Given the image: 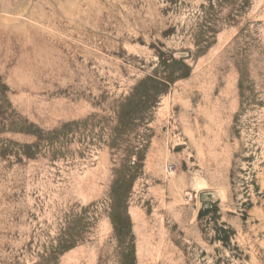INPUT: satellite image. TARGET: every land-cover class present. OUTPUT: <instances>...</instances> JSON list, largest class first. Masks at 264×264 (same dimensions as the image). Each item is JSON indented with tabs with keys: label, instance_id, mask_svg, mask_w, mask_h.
<instances>
[{
	"label": "rangeland",
	"instance_id": "1",
	"mask_svg": "<svg viewBox=\"0 0 264 264\" xmlns=\"http://www.w3.org/2000/svg\"><path fill=\"white\" fill-rule=\"evenodd\" d=\"M0 264H264V0H0Z\"/></svg>",
	"mask_w": 264,
	"mask_h": 264
}]
</instances>
